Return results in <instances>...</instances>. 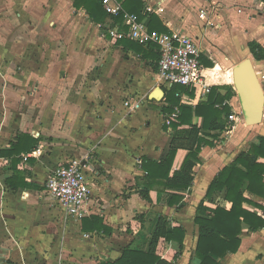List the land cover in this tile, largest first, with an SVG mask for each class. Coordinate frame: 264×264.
<instances>
[{"label": "crops", "instance_id": "crops-1", "mask_svg": "<svg viewBox=\"0 0 264 264\" xmlns=\"http://www.w3.org/2000/svg\"><path fill=\"white\" fill-rule=\"evenodd\" d=\"M73 1L0 0V149L8 148L18 134L38 139L36 148L22 153L17 164L27 183L24 188L11 190L5 185L12 170L9 159L0 157V164H5L0 172V264H99L114 261L126 246L147 251L161 215L171 227L182 226L185 233L181 248L159 239L156 253L174 264H200L193 253L198 234L193 221L196 207L201 201L215 206L217 195L210 200L204 197L208 185L239 152L256 142L257 136H264V113L259 125L247 126L240 120L234 130L219 132L212 145H202L188 189L156 185L147 189L149 200L141 198L136 192L145 190L141 159L158 161L173 134V129L162 123L168 113L164 89L170 87L157 76L155 49L123 48L118 39L108 35L111 27L107 20L102 25L92 22ZM142 2L144 11L151 6L148 13L156 15L168 31L180 30L196 37L197 42L193 31L198 28L193 23L203 21L198 17L200 9L218 13L216 28L223 29L220 39L225 42L237 32L233 24L243 19L244 11L264 10L260 0ZM261 20L264 15L254 17L246 26L251 36L248 41L264 46ZM202 56L211 59L203 52ZM251 58L264 92V60ZM233 64L223 68L217 62L204 67L207 83L232 85ZM222 75L225 81L220 79ZM158 87L163 97L156 99L153 93ZM219 90L222 95L226 92L225 88ZM179 92L175 96L179 94L180 103L192 107L206 95L193 89L189 100ZM235 95L224 100L238 105ZM126 101L133 107L125 106ZM193 114L191 121L200 126L201 117ZM188 126L185 123L179 128ZM242 126L246 130L238 136ZM186 154L184 149L177 150L169 175L180 167ZM85 158L97 168L98 176L93 179L82 218H100L106 231L92 230L87 224L89 230L83 232L82 218H64L55 202L38 200L39 183L54 168ZM260 161L264 163V158ZM171 193L181 194L182 199L169 204ZM245 195L261 209L244 206L264 216V198ZM240 239L238 250L225 255L220 263L264 264V227L257 231L243 228Z\"/></svg>", "mask_w": 264, "mask_h": 264}, {"label": "trees", "instance_id": "trees-1", "mask_svg": "<svg viewBox=\"0 0 264 264\" xmlns=\"http://www.w3.org/2000/svg\"><path fill=\"white\" fill-rule=\"evenodd\" d=\"M119 1L124 10L137 14L140 19H145L150 31H168L156 15L144 11L142 0ZM260 1L264 2V0ZM73 6L76 9L85 10L89 19L96 24L102 25L107 20L108 27L118 25L121 29H126L122 25V16L106 13L101 0H74ZM117 43L123 48H132L134 51H137L140 46L155 49L153 58L158 61L159 54L152 44L143 46L127 38H119ZM247 49L255 60H264V46L258 41H248ZM200 61L206 68L213 67V63L202 55ZM220 88L218 85L210 86L206 95L194 107L181 104L179 98L175 96V93L180 91L188 95L187 98L190 100L193 96V89L175 84L169 89H164L168 103L166 112H171L176 106L179 114L176 121L170 125L173 134L168 141L164 155L158 161L145 157L141 159L140 168L145 172L141 183L145 186V190L137 189L136 191L141 198L149 200L147 189L156 185L181 190L189 188L193 167L198 161L202 145H212L213 141L218 139V133L226 130V119L231 112V106L223 105L222 102L235 95V91L232 85H227L226 92L222 95ZM192 111L193 115L201 117L200 126L191 121ZM185 123L189 124L187 128H179ZM37 144L38 139L22 133L16 136L8 148L0 149V157L8 158L10 161L12 174L4 179L9 189L16 190L27 186L24 174L17 169V164L20 162L21 154L31 152ZM179 149L186 150L187 154L180 167L169 175L175 154ZM260 158H264V136L261 135L257 136L256 142L250 143L247 150L239 152L230 164L224 166L208 185L204 197L210 200L217 195L219 199L213 207L205 205L203 201L196 207L193 221L197 226L198 234L193 253L200 264H221L220 259L238 250L243 228L257 231L264 227V216L244 206L252 205L261 209L258 202L245 195L247 192L264 198V163L260 161ZM181 199V194L171 193L169 204ZM87 224H90L92 230H107L100 218L96 216L82 218L83 232L89 230ZM184 233L182 226L171 227L167 218L161 215L156 220L147 251L126 246L114 261L105 260L99 264H174V261L161 258L156 253V246L159 239H163L167 242H175L181 248ZM178 254L179 252L175 253L173 260Z\"/></svg>", "mask_w": 264, "mask_h": 264}, {"label": "built area", "instance_id": "built-area-1", "mask_svg": "<svg viewBox=\"0 0 264 264\" xmlns=\"http://www.w3.org/2000/svg\"><path fill=\"white\" fill-rule=\"evenodd\" d=\"M106 13L122 16L121 29L115 25L107 30L110 37L119 39L127 38L140 45H154L158 54L157 76L167 86L182 85L193 88L196 93H207L210 85L204 75V66L200 61L202 52L196 37L180 30L167 32L150 31L146 20L140 19L135 13L123 9L118 0H101ZM157 10H160L158 8ZM146 12L151 11V6L146 7ZM208 10H200L198 17L211 20ZM214 21L210 26L215 25ZM179 96V94H176ZM222 104L231 106L230 101L224 100ZM125 106L132 108L129 102ZM179 114L178 107L163 115L162 123L170 127ZM241 111L238 105L231 106L228 115L230 121H240ZM243 121V119H242ZM88 159H72L54 168L45 180V192L62 210L64 218L81 220L86 212V204L90 200L93 179L98 176V170Z\"/></svg>", "mask_w": 264, "mask_h": 264}, {"label": "rangeland", "instance_id": "rangeland-1", "mask_svg": "<svg viewBox=\"0 0 264 264\" xmlns=\"http://www.w3.org/2000/svg\"><path fill=\"white\" fill-rule=\"evenodd\" d=\"M201 10V9H200ZM210 13L209 16H214V23L213 27H211L210 22L213 21V19L207 21L203 20L202 22H195L193 23L198 29L196 31H193L194 34H197L198 39V45L201 50V52L207 54L210 56L211 62L213 63V66L215 63L219 62L223 68L229 66L230 64H233L234 62L245 58L247 56L253 57L247 47L246 44L248 40L251 38L249 35V30L246 24H248V21H251L254 17H262L264 15V10L262 8H255L253 11L252 9H248L247 11H244V15H241L240 19L244 20L245 24L242 23V20L236 21L233 25L237 28V32L233 31L230 35V38L225 42L222 41L221 35L223 33V29L216 28L218 27L219 21L215 19V17H218V13L214 10L207 9ZM242 10H238V14L241 13ZM253 14V15H252ZM255 15V16H254ZM220 19V18H218ZM260 25H264V20L259 22ZM193 25V26H194ZM232 25V23H231ZM232 25V26H233ZM214 27L216 29H214ZM255 37V35L252 36V38ZM251 55V56H250ZM253 60H255L253 58ZM221 71H224V69L221 68ZM209 83H212L213 81H208ZM222 82V83H221ZM219 87L225 88L227 85L223 83V81H220V84H218ZM220 88V89H221ZM236 97V95H235ZM237 103V101H235ZM237 105V104H235ZM234 106V105H232ZM231 113V112H230ZM240 119L242 120V116ZM226 130L232 131L234 130L235 126L237 125V122L230 121L228 116L226 119ZM243 123V121H240ZM238 121V124H240ZM241 123V124H242ZM245 127L242 126L241 129H239L236 133L238 136H241L245 132ZM247 135V133H246ZM5 165V164H4ZM4 165L0 164V172L4 170ZM39 193H38V200L39 201H45L51 200V198L47 195V193L42 192V189H45V181H40L39 183ZM49 198V199H48Z\"/></svg>", "mask_w": 264, "mask_h": 264}, {"label": "water", "instance_id": "water-1", "mask_svg": "<svg viewBox=\"0 0 264 264\" xmlns=\"http://www.w3.org/2000/svg\"><path fill=\"white\" fill-rule=\"evenodd\" d=\"M232 77V86L238 99L244 124L259 125L264 113V92L252 58L247 56L233 64ZM153 97L156 99L163 97L160 87L153 93Z\"/></svg>", "mask_w": 264, "mask_h": 264}, {"label": "bare ground", "instance_id": "bare-ground-1", "mask_svg": "<svg viewBox=\"0 0 264 264\" xmlns=\"http://www.w3.org/2000/svg\"><path fill=\"white\" fill-rule=\"evenodd\" d=\"M220 79L225 81V78H224V76H223V75L220 77Z\"/></svg>", "mask_w": 264, "mask_h": 264}]
</instances>
